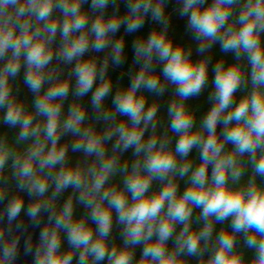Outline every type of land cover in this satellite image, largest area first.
I'll return each instance as SVG.
<instances>
[{
    "label": "clouds",
    "instance_id": "clouds-1",
    "mask_svg": "<svg viewBox=\"0 0 264 264\" xmlns=\"http://www.w3.org/2000/svg\"><path fill=\"white\" fill-rule=\"evenodd\" d=\"M175 2L0 0V264H264V0Z\"/></svg>",
    "mask_w": 264,
    "mask_h": 264
},
{
    "label": "rangeland",
    "instance_id": "rangeland-1",
    "mask_svg": "<svg viewBox=\"0 0 264 264\" xmlns=\"http://www.w3.org/2000/svg\"><path fill=\"white\" fill-rule=\"evenodd\" d=\"M178 8L177 6H174L172 4H168L167 11L171 14V26H170V34L174 37V39L177 42H183L185 45L192 44L193 45V54H195V42L191 39V33L186 29V19L180 18L178 13L174 11V9ZM212 56V62L213 64L216 62L217 59L223 57L228 61L232 60V55L228 54L225 56L223 53L220 52L219 45L214 46V49L211 53H209ZM101 57L103 56V53L99 54ZM194 58H198L197 54L193 56ZM21 85V96H27L31 97L32 94L28 91L26 86L22 83V75L20 80L18 81ZM211 90V71H210V82L209 87L202 93L200 97L193 98L189 101L190 105L196 109L197 115H202L205 111H207V108L209 107L208 101H207V95L208 92ZM170 98V94L166 93L163 99L161 100L162 107L166 108V105L168 103V100ZM163 119V117H162ZM0 131H4L3 126H0ZM14 131V130H13ZM9 136H11V132L7 133ZM184 187V182L181 181V189ZM219 227V226H218ZM137 255H139V249L137 250Z\"/></svg>",
    "mask_w": 264,
    "mask_h": 264
},
{
    "label": "trees",
    "instance_id": "trees-1",
    "mask_svg": "<svg viewBox=\"0 0 264 264\" xmlns=\"http://www.w3.org/2000/svg\"><path fill=\"white\" fill-rule=\"evenodd\" d=\"M174 6L179 7V5L175 2V0H170V3ZM109 13H111L112 11V7L110 6L109 9L107 10ZM120 11L121 13H123L125 11L124 5L121 4L120 5ZM152 27V23L149 21L148 23H146L145 28L143 29V31L147 32L149 30V28ZM121 32H123V29H121ZM119 35V33H118ZM135 34L133 35H129L126 37V46H125V52H126V56H125V64L121 67V68H111L109 69V72L112 76V79L114 81V83L118 80V78L120 77L122 72H127V69L131 66V61H132V56H133V51H132V41L134 39ZM128 82V78L125 75L124 79L122 81V83L127 84ZM113 92H115V88L113 89ZM89 99L90 97H85L84 99V103L88 105V110L89 112H91V106L89 104ZM71 100V96L69 97V102Z\"/></svg>",
    "mask_w": 264,
    "mask_h": 264
},
{
    "label": "water",
    "instance_id": "water-1",
    "mask_svg": "<svg viewBox=\"0 0 264 264\" xmlns=\"http://www.w3.org/2000/svg\"><path fill=\"white\" fill-rule=\"evenodd\" d=\"M196 54L197 53L195 52V54H193V56L196 55ZM210 171H211V169H210ZM5 199H7V197H5ZM28 203L29 202L27 200H25V206H27ZM20 222L23 224L25 231H24V236H22V239H21V256L19 258L18 264H25V261L26 260H30L31 258L30 257H25L23 255L22 248H23L24 237L32 236L35 239V235L37 233V229H35L33 227L32 222L29 220V218L27 216L22 215Z\"/></svg>",
    "mask_w": 264,
    "mask_h": 264
}]
</instances>
